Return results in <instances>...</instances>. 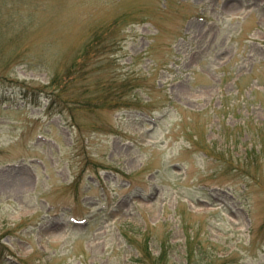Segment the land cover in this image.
Returning <instances> with one entry per match:
<instances>
[{
  "label": "rangeland",
  "instance_id": "obj_1",
  "mask_svg": "<svg viewBox=\"0 0 264 264\" xmlns=\"http://www.w3.org/2000/svg\"><path fill=\"white\" fill-rule=\"evenodd\" d=\"M258 145L264 0H0V264H264Z\"/></svg>",
  "mask_w": 264,
  "mask_h": 264
},
{
  "label": "trees",
  "instance_id": "obj_2",
  "mask_svg": "<svg viewBox=\"0 0 264 264\" xmlns=\"http://www.w3.org/2000/svg\"><path fill=\"white\" fill-rule=\"evenodd\" d=\"M89 67V66H87ZM85 67V68H87ZM81 72V70H80ZM96 72V70H91V71H85L84 74H92ZM105 75V74H104ZM103 75V76H104ZM59 77L56 76L53 81L47 86V87H50L52 88L53 92L51 93L52 96H50V101H51V104H55L56 101H57V98L62 94V92H64L65 90L67 89H64L62 92L59 91L58 89V86H59V83H58V79ZM101 81H99L100 83ZM89 90L86 91V93L90 94L92 97L91 98H88L85 102L83 103H80L79 101H77L76 99H70L72 103H74V105L77 106V108H95V107H100V108H108L109 106H113L112 105V101L109 99V94H110V89H111V86L110 85H104L103 84V81L97 86L96 89H93V88H90L88 87L87 88ZM57 92V95L55 94ZM99 93V94H98ZM98 95V96H97ZM104 95V96H103ZM96 102V103H95ZM261 147V148H260ZM263 147V149H262ZM253 149L255 151L259 150L261 151V153L264 152V145L260 146H254ZM253 150V152H255ZM191 249V248H190ZM190 251V250H189ZM194 256L196 257V254H194L192 251H190V253H188V263L187 264H193V258ZM162 260H164L163 262H161V264H165V259L162 258ZM235 262V261H234ZM160 262H155L154 264H159Z\"/></svg>",
  "mask_w": 264,
  "mask_h": 264
}]
</instances>
